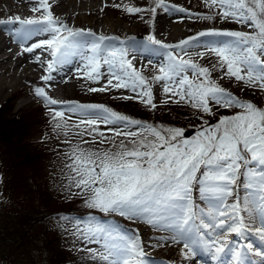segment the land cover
Here are the masks:
<instances>
[{"label": "snow or ice", "instance_id": "obj_1", "mask_svg": "<svg viewBox=\"0 0 264 264\" xmlns=\"http://www.w3.org/2000/svg\"><path fill=\"white\" fill-rule=\"evenodd\" d=\"M204 3L209 9L219 8L220 11L192 13L169 5L166 0H154V6L148 8L125 4L123 9L129 14L148 12L153 17L157 8L165 12L174 9L189 18L231 20L251 29L248 32L207 29L178 44H161L154 35L147 37L150 44L161 45L166 50V64L160 65L159 74L152 77L154 81L164 82L165 93H171L179 101L187 99L193 108L207 114L213 112L210 101L225 108L241 109L222 117L217 125L204 127L195 136L186 138L185 129L149 124L103 104L60 102L40 86L34 88V93L47 105H62L67 112L79 116L76 134L92 138L91 142L71 143L67 140L69 124L63 119L65 112H51L53 131L63 132L69 147L65 154L69 160L66 165L70 173L69 194L83 196L87 208L129 219H145L153 227L170 229L173 233L170 239L183 245L181 251L185 260H194L199 254L197 250L202 249L212 264H219L234 234L241 241L233 251L234 264H242L239 257L253 252L264 264V250H254L253 244L246 242L249 235L264 242V109L238 99L214 82L208 67L175 55L176 49L185 52L188 46H200L201 37H226L225 41L203 45L204 51L197 55L214 54L217 64L213 67L222 70L226 67L224 76L264 88V0H204ZM31 11L39 15L34 18L9 16L0 19V25L19 24L21 27L15 28L12 34L20 41L34 33L49 37L29 42L28 46L21 43V47L23 52L34 53L39 49L47 54L46 60L41 55H36L35 60L46 73L40 77L41 81L50 86L53 70L72 62L71 56L78 48L75 37L82 32L55 17L49 0H35ZM108 39L104 35L97 37L91 45L92 55L81 57L84 63L76 72L98 81L102 77L101 65H107L106 85L90 88V92L127 88L137 96L126 99L138 98L146 106L155 108L149 81L128 59L127 48L112 51L107 58L102 56L101 45ZM134 40L129 37L121 43ZM150 44L144 45L145 50ZM187 70L193 72L195 80L188 77ZM100 125L113 136H106ZM120 125L122 128L118 127ZM133 128L136 130L132 131ZM117 138H120L118 143ZM105 142L111 147L93 148ZM241 176L246 193L242 201L238 194L234 195ZM73 188L76 191H71ZM194 190L199 192L201 200L207 201L206 208L196 209ZM228 197H234L236 202L227 203ZM59 219L73 223V235L88 243L103 241L102 249L94 255L106 264H149L138 238L127 240L116 229L97 221L95 215L89 214L88 220L83 222L66 215Z\"/></svg>", "mask_w": 264, "mask_h": 264}, {"label": "rangeland", "instance_id": "obj_2", "mask_svg": "<svg viewBox=\"0 0 264 264\" xmlns=\"http://www.w3.org/2000/svg\"><path fill=\"white\" fill-rule=\"evenodd\" d=\"M166 3L175 5L176 7H183L192 13L207 14L220 11L219 8L209 9L204 0H166ZM117 4L121 5V8L114 9L106 6L104 9V16L109 21L104 22V26L100 31L91 29L93 24L88 26L87 30L90 31L84 30L83 28L87 27L88 24L79 16L74 21L64 20L69 27L80 30L82 34L75 37L77 44L80 45H78L75 61L73 60L74 63L70 67L57 68L52 72L53 77L59 79V82L53 79L50 82V86H47L38 78L33 81L11 85L5 92L0 94V222H3L2 224L5 225L3 229L0 227L2 232L0 233V264H38L47 252L51 254H48L51 258L53 256L54 258H59V249L66 253L62 258L65 261L60 264H106L105 261L94 255L95 252L102 249L103 241L101 243H88L84 239L73 235L75 231L73 223L62 222L59 219L61 215H66L83 222L88 220L89 214L95 215L96 220L100 223L116 229L129 241L137 240L138 238L148 257L149 264L189 263L182 255L181 250L183 245L175 243L170 239V236L173 234L170 229L165 230L162 227H153L145 219H129L116 213H100L87 208L83 202V196L69 194L70 173L66 167L69 160L65 155L68 153L69 147L65 134L53 131L51 116L53 110H67L59 104L56 106L47 105L43 99L35 95L34 88L37 86L45 87L48 95L60 102L103 104L121 114L149 124L163 125L166 128L179 127L185 129L186 138H191L196 135L198 130L204 127H213L219 123L222 117L238 113L241 109L238 107L225 108L210 101L213 112L212 114H207L193 108L187 99L179 101L178 97H173L171 93H165L163 90L164 82L154 81L152 77L159 74L158 68L167 62V55H164L165 57L163 56L162 59L166 60L165 62H152L133 52L135 47L137 45L142 47L150 43L147 41L149 35H154L157 40L161 41V44H170L171 42V44H178L179 41L189 36H195L200 31L207 29L240 30L245 32L251 31V29L244 24L231 20L225 21L219 18L204 20L197 19L195 16L189 18L186 13H179L174 9L165 12L157 8L154 17L148 12L129 14L123 9V5L125 4L148 8L154 6V0H125ZM95 5L97 6V4ZM34 15L36 17L37 13ZM58 15L60 13L54 14L55 17ZM87 20L91 21L92 17L87 18ZM173 24L176 34L172 33L170 35L171 33L168 32L166 26L171 27ZM158 25L163 30L155 32ZM164 27H166L167 31H164ZM9 28L12 27L7 26V29ZM0 32L4 31L1 30ZM100 35L110 38L101 45L103 57L107 58L110 52L118 51L122 47L127 48L128 59L132 60L136 69L149 81L153 103L156 105L155 108L146 106L138 98L126 99L125 97L137 96V93L127 88H112L104 92L89 91L90 88H100L106 85L109 74L108 66L101 65L100 72L102 73V77L98 81L89 80L82 73L78 74L76 68L82 67L84 63L81 58L82 55H92L91 45L96 42L97 37ZM129 37H134V42L121 43ZM45 38L49 37L44 35L43 39ZM168 39L172 41L170 42ZM227 39L226 37H201L198 41L200 46H196V44L188 46L185 52L176 49L175 55L184 59H191L203 67H208L211 79L214 82L231 92L238 99L251 102L258 108L264 109V88L250 85L246 82H238L235 78L224 76L226 67L223 70L219 67H213L217 64V58L214 54L206 52L203 57L197 55L198 52L204 51L203 45L212 41L219 42ZM133 43L134 47L132 46ZM16 46L20 47L21 45L15 44ZM155 46L158 49L160 48V51H165L166 53V50L161 48V45ZM154 49L156 48H151L153 51ZM35 52L37 55H41L42 59L48 58L39 49L34 50L33 54L36 56ZM8 53L9 50H4L0 53V57ZM133 57H135L134 60L132 59ZM76 60L80 62L78 63ZM36 73L40 75L39 77L46 74L43 69H37ZM186 74L190 79H196L191 70H187ZM40 104L45 109L42 113L38 110ZM34 109L38 110L40 120L43 121L41 125H35L30 131H23L21 133L15 127L13 129L8 125V115L17 117L21 112H30ZM63 119L69 124L67 132L68 141H71V143H82L83 140L91 142V137L87 135L81 137L76 134L79 130L75 127V124L79 122V116L65 113ZM118 127L122 128V125ZM100 130L104 131L109 138L113 136V133L108 132L104 125H100ZM135 130V128L132 129V131ZM119 139L117 138V143ZM109 147L111 145L108 142L102 145H93L94 149H107ZM243 180L244 177L241 176L239 186L234 192V195L238 194L241 201L246 194ZM71 191L74 192L76 189L73 188ZM193 201L196 209L206 208L207 206V201L201 200L199 192L196 190L193 191ZM226 202L235 203L236 201L234 197H228ZM59 203L66 208L63 210V214L59 212L47 213L44 216L45 224L38 222L29 228L28 223L30 219L28 218H30V215L28 214L34 211L45 212L47 209L52 210ZM64 204H66V207ZM70 204L74 207L67 209V206ZM24 227H28V231L17 240L20 229L22 231ZM232 237L236 240L239 238L234 234H232ZM247 239L252 244L253 242L255 244L261 242L255 235H249ZM257 248L264 250V246H255V249ZM90 249L92 251H89ZM197 251L208 260L207 264H212L208 255L202 249H198ZM225 253L221 254L220 259L226 262L234 261L233 254L230 260L229 256ZM241 256L247 257L248 254H242ZM251 258L258 260L257 262H261L262 260L260 256L255 254L251 255ZM198 261V259H194L192 264H198Z\"/></svg>", "mask_w": 264, "mask_h": 264}, {"label": "bare ground", "instance_id": "obj_3", "mask_svg": "<svg viewBox=\"0 0 264 264\" xmlns=\"http://www.w3.org/2000/svg\"><path fill=\"white\" fill-rule=\"evenodd\" d=\"M124 1L125 0H49L50 4L52 5L53 14L60 13V15H58L57 17H59L63 21L64 20L74 21V19L77 18L78 16L81 17L88 24L87 27L83 28L86 31H90V30H87L90 24H93L91 26V29L100 31L104 26V22L109 21L107 17L104 16V13H103L106 6L109 8L117 9L118 7H113V5H116L118 2H124ZM146 1H149V0H146ZM34 4H35V0H0V19H7L9 16H15V15H19L21 16V18H33L35 16L34 15L35 13H33L31 9L34 6ZM95 4H97V6ZM89 17H92L91 21L87 20V18ZM7 26L8 27L10 26L13 28L7 29ZM19 26H20L19 24L0 25V31L1 30L4 31V32H0V53H2L4 50H9V53L7 55L0 57V94L2 92H5L9 87H11V85L20 84L22 82H27V81H33L35 79L40 78L39 77L40 75L36 73V70L43 69L41 63L35 60V55L33 53L23 52V49L20 45L21 43H24L25 46H28L29 42H36L38 39H41V38L43 39L44 34L34 33V35L29 37L27 40L20 41L17 36L12 34L15 29L14 27H19ZM166 27H167L168 32L171 33L170 35H172V33L176 34L174 24L171 27L169 26H166ZM166 27H164V31H167ZM161 30H163V28H159V25H158V28L155 29V32H158ZM97 34H100V33H97ZM159 36H160V33H159ZM171 41L172 40H170V42ZM15 44H18L20 47L18 46L15 47ZM77 45H80V44H77ZM152 47L156 49H154L153 51L151 50ZM39 51L42 52V50H39ZM76 51L71 56L72 62L60 67L61 69L66 66L70 67L74 63L73 60L76 58ZM133 52H136L139 56H142L144 59H147L152 62H157V61L165 62L167 60V58L166 60H162L163 56L166 55L165 51H160V48L158 49V47H156L153 44H150L147 50H145L144 45L142 47L140 45H137V47H135ZM76 61L78 63L80 62L79 60H76ZM55 80H57L56 82H59V79L54 78V81ZM259 244L261 245L260 242ZM195 259L199 260L198 264H207L208 262V260H206L202 255H199V254L196 256ZM193 261L194 260H188L189 263L186 262L185 264H192Z\"/></svg>", "mask_w": 264, "mask_h": 264}, {"label": "trees", "instance_id": "obj_4", "mask_svg": "<svg viewBox=\"0 0 264 264\" xmlns=\"http://www.w3.org/2000/svg\"><path fill=\"white\" fill-rule=\"evenodd\" d=\"M38 110L42 113L45 109L40 104L38 106ZM38 110L34 109L33 111H30V112H23V113L21 112L20 115L17 116V117H13L12 115H8V118H7L8 125H10V127H12L13 129L15 127L17 131H20V133L23 132V131L28 132V131H30V129L33 126L41 125L43 123V121L40 120ZM64 112L66 114L69 113L67 111H64ZM64 205L66 207V204H64ZM73 207L74 206L70 204V205L67 206V209H72ZM64 209H66V208H64V206L59 203L57 206L53 207L52 210L47 209V211H45V212H35L34 211L33 213L28 214V215H30V218H28V219H30L29 220L30 222L29 223L27 221L26 222L29 224V228H31L34 223L41 222V223L45 224L46 221H45L44 216L47 213H50V212H56L57 213V212H59V213L63 214V210ZM2 223L3 222H0V227L3 229V228H5V225L2 224ZM7 228H9V227H7ZM27 228L28 227H24V230L22 229V231L20 229L21 232L19 231V234L17 236V240H19L21 238V236L26 234V232L29 229V228L28 229ZM0 233H2L1 230H0ZM0 241H1V237H0ZM58 253H59L58 255L60 256L59 258H54V256L51 258L50 256H48V254H50V253L47 252V254L42 257V260H40L38 262V264H60V263H63L65 261V259H62V258L65 256L66 253L63 250H60V249L58 250ZM46 256H48V258H46Z\"/></svg>", "mask_w": 264, "mask_h": 264}]
</instances>
